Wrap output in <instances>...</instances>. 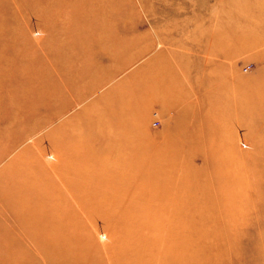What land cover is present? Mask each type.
<instances>
[{"label": "rangeland", "instance_id": "1", "mask_svg": "<svg viewBox=\"0 0 264 264\" xmlns=\"http://www.w3.org/2000/svg\"><path fill=\"white\" fill-rule=\"evenodd\" d=\"M2 194L0 264H264V0H0Z\"/></svg>", "mask_w": 264, "mask_h": 264}, {"label": "bare ground", "instance_id": "2", "mask_svg": "<svg viewBox=\"0 0 264 264\" xmlns=\"http://www.w3.org/2000/svg\"><path fill=\"white\" fill-rule=\"evenodd\" d=\"M61 13H63V12H60V13H58V15L59 14H61ZM71 16V15H70ZM69 17V16H68ZM72 17H74V16H72ZM85 19V18H84ZM76 23V20H75V17L72 19L71 18V21H70V23L69 24H75ZM67 27L66 26H63L62 28H60V31H62V32H64V29H66ZM108 49V48H107ZM21 56L22 57H24L25 58V56H24V54L23 53H21ZM210 58L212 59V62L210 61V60H208V61H206V63L208 64V65H211V66H213V65H215L216 64V62L214 61V59H213V55L211 54V56H210ZM214 58H215V56H214ZM120 70V69H119ZM112 75V74H111ZM147 75H149V74H146V76ZM157 101V100H156ZM118 117H125V118H132V117H136L135 116V114L133 113V111H132V108L129 106L128 108H126V109H124V108H122V109H120V114L119 115H117ZM99 118V120H98V123H96V126H98V128L101 130V129H106V130H109V129H117V130H124L125 128H126V126L125 125H123V126H120V125H116V126H114L113 124H111V123H109L108 122V120H107V117L106 116H99L98 117ZM57 177H59V175H57ZM3 192H6L7 190H2ZM2 192V193H3ZM7 196L6 195H4V194H2L1 196H0V212H4L5 213V211H6V209H8L10 206L9 205H11V206H16V205H18V207H19V209L21 210V211H23V210H25V212H26V210L27 209H29L30 208V206H28V205H26L25 204V202L23 201H18V203H16V202H12V204H11V202H6V201H4V199L6 198ZM25 208V209H24ZM27 208V209H26ZM3 263V262H2Z\"/></svg>", "mask_w": 264, "mask_h": 264}]
</instances>
